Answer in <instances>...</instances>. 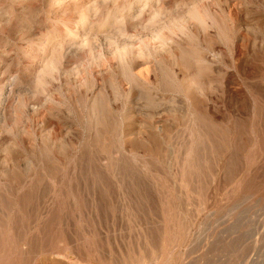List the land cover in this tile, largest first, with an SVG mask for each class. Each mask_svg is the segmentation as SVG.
Returning a JSON list of instances; mask_svg holds the SVG:
<instances>
[{
	"label": "rangeland",
	"instance_id": "374dc122",
	"mask_svg": "<svg viewBox=\"0 0 264 264\" xmlns=\"http://www.w3.org/2000/svg\"><path fill=\"white\" fill-rule=\"evenodd\" d=\"M0 264H264V0H0Z\"/></svg>",
	"mask_w": 264,
	"mask_h": 264
},
{
	"label": "bare ground",
	"instance_id": "6f19581e",
	"mask_svg": "<svg viewBox=\"0 0 264 264\" xmlns=\"http://www.w3.org/2000/svg\"><path fill=\"white\" fill-rule=\"evenodd\" d=\"M59 1H60V0H59ZM135 64H136V63H135ZM126 66H127V65H126ZM127 69H128V68H127ZM119 70H120V69H119ZM154 73H155V72H154ZM128 74H129V73H128ZM158 74H159V73H158ZM130 75H131V74H130ZM159 75H160V74H159ZM131 77H132V76H131ZM131 77H130V78H131ZM130 78H129V79H130ZM212 78H213V77H212ZM215 78H216V77H215ZM203 79H204V78H203ZM213 79H214V78H213ZM165 80H166V79H165ZM214 80L216 81V79H214ZM127 81H128V80H127ZM207 82H208V81H207ZM213 82H214V81H213ZM128 83H129V82H128ZM134 83H136V82H134ZM116 93H117V92H116ZM146 94H147V93H146ZM152 100H153V99H152ZM146 101H147V99H146ZM149 101H150V100H149ZM152 102H153V101H152ZM103 106H104V105H103ZM104 107H105V106H104ZM151 107H152V106H151ZM104 113H105V112H104ZM109 114H110V113H109ZM198 181H199V180H198ZM200 182H201V181H200ZM198 183H199V182H198ZM199 184H200V183H199ZM196 185H197V184H196ZM198 186H199V185H198ZM200 186H201V185H200ZM200 186H199V187H200ZM195 187H196V186H195ZM195 187H194V188H195ZM195 189H196V188H195ZM198 189H199V188L197 187V190H198ZM249 189H250V188H249ZM198 191H199V190H198ZM198 191H197V192H198ZM199 192H200V191H199ZM168 203H169V202H168ZM167 205H168V204H167ZM170 205H171V204H170ZM168 207H169V206H168ZM161 214H162V213H161ZM175 217H176V215L174 216V218H175ZM167 218L169 219V217H167ZM170 218H171V217H170ZM172 219H173V217L171 218V220H170V219H169V220H170L171 222H175V221H172ZM164 220H167V219H164ZM169 220H167V221H165V222L168 223ZM173 220H174V219H173ZM176 221H177V220H176ZM179 221H180V220H179ZM181 222L183 223V221H181ZM178 223H179L181 226H183L182 223H180V222H177V223H176L177 226H176V224L174 223V225H175L177 228H178V226H179ZM169 224H170V223H168V225H169ZM171 224H173V223H171ZM171 224H170V225H171ZM183 224H184V223H183ZM165 225H166V224H165ZM170 225L168 226V228L170 227ZM181 226H180V227H181ZM173 227H174V226H172V228H173ZM184 228H185V227H184ZM171 230L173 231L174 229H171ZM182 230H183L182 228H181V230H180V228H179V231L182 232ZM166 231H167V230H166ZM172 231H170V229H169V231H168V232H169V235L166 237V242H167V240H168V242H170V243H174V241L176 242V239H177L176 235H177L178 230H177V232H176V230H175L176 235H174L175 232H174V234H173ZM168 232H165V233H166L165 235H167ZM170 232H171L172 234H171ZM179 233H180V232H179ZM180 234H181V233H180ZM180 234H178L179 236H178V235H177V236H178V238L181 240V238H180V237H181ZM184 234H185V233H184ZM181 235H182V234H181ZM182 236H183V235H182ZM163 237H164V236H163ZM183 237H184V236H183ZM179 239H177V240H179ZM164 240H165V239H164ZM171 245H172V244H171Z\"/></svg>",
	"mask_w": 264,
	"mask_h": 264
}]
</instances>
